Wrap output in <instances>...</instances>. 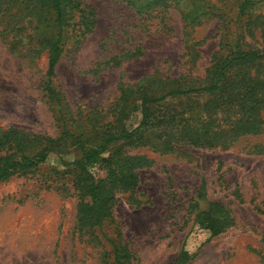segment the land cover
I'll return each mask as SVG.
<instances>
[{
  "label": "rangeland",
  "instance_id": "rangeland-1",
  "mask_svg": "<svg viewBox=\"0 0 264 264\" xmlns=\"http://www.w3.org/2000/svg\"><path fill=\"white\" fill-rule=\"evenodd\" d=\"M82 1L94 9L96 24L65 39L52 77L63 97L56 105L43 89L47 49L31 51L37 46L27 3L0 0V131L55 138L64 121L74 132L90 117L110 122L121 88L157 94L169 83L205 85L234 29L230 6L218 0ZM192 8L199 12L193 22L185 19ZM258 13L246 14L240 29L244 44L260 49ZM208 102L209 96L180 97L166 105L194 118V127L212 119L227 128L238 118L231 109L205 110ZM138 118L132 114L127 126ZM122 150L151 163L137 169V188L117 194L112 220L100 226L80 224V192L71 175L55 172L64 167L53 151L36 168L1 181L0 264H115L111 240L128 247L130 264H264V124L259 133L212 148L180 142L166 152L155 145ZM8 153L0 147V155ZM76 155L68 145L62 157ZM91 171L106 175L100 163ZM207 211L224 226L220 233L201 223Z\"/></svg>",
  "mask_w": 264,
  "mask_h": 264
},
{
  "label": "trees",
  "instance_id": "trees-1",
  "mask_svg": "<svg viewBox=\"0 0 264 264\" xmlns=\"http://www.w3.org/2000/svg\"><path fill=\"white\" fill-rule=\"evenodd\" d=\"M22 1L27 3L32 15L28 22L35 35L33 46L37 48L31 51L46 48L48 52L43 89L54 104L60 105L63 97L52 83L55 66L70 33L83 37L92 31L96 24L94 9L82 0ZM218 2L217 5L221 7L230 6L229 11L233 14L228 21L234 29L224 40L225 51L213 58L207 70L208 80L205 85L180 87L169 83L157 94L148 93L142 88H121L118 106L110 122L102 124L97 118L99 116L90 117L85 126L77 125L79 132H74L63 120L65 123L62 122L61 134L55 138L30 134L17 128L0 131V147L11 151L0 155V182L15 173H25L36 168L53 151L59 155L64 167V170L55 172L71 175L80 192V224L100 226L105 220H112L111 210L118 200L117 194L133 192L137 188V169L151 163L143 155L127 154L122 150L123 146L155 145L166 152L171 151L175 143L182 142L212 148L223 140L259 133L264 124L261 117L264 111V47H247L240 25L246 14L258 10L257 26L264 42V0ZM195 14L199 12L192 8L185 13V19L193 22ZM221 15L223 12L218 14ZM20 28L22 26L17 25V29ZM195 96H209L205 110L231 109L238 113V118L231 119L227 128L215 125L212 119H206L200 127H194L191 125L194 118L169 110L166 105L170 99ZM136 112L139 114L138 122L129 128L126 121ZM161 138L162 142H155ZM68 145L77 151L72 160L62 157ZM109 151L110 154L104 156ZM96 163L106 168L104 178H96L92 173L91 167ZM204 214L207 216L201 223H206L205 227L211 233H220L224 226L210 211L202 212ZM111 243L115 264H130L132 253L128 247L112 240Z\"/></svg>",
  "mask_w": 264,
  "mask_h": 264
}]
</instances>
